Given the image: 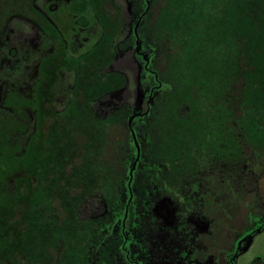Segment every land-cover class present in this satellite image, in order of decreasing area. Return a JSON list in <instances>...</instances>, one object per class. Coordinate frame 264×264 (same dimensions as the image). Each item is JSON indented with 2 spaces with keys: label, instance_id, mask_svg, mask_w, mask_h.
Wrapping results in <instances>:
<instances>
[{
  "label": "rangeland",
  "instance_id": "374dc122",
  "mask_svg": "<svg viewBox=\"0 0 264 264\" xmlns=\"http://www.w3.org/2000/svg\"><path fill=\"white\" fill-rule=\"evenodd\" d=\"M251 175L210 213L213 252L243 233L234 264L264 262V0H0V264H111L123 212L149 245L128 264H175L191 182L227 203Z\"/></svg>",
  "mask_w": 264,
  "mask_h": 264
},
{
  "label": "flooded vegetation",
  "instance_id": "af4514ba",
  "mask_svg": "<svg viewBox=\"0 0 264 264\" xmlns=\"http://www.w3.org/2000/svg\"><path fill=\"white\" fill-rule=\"evenodd\" d=\"M33 21V19H31ZM131 176V174H130ZM208 181H204L205 183H210V180L213 179L212 176L206 177ZM133 176H131V180L129 181L128 186L130 183L133 181ZM205 179V177H204ZM222 181L219 182V185L221 184ZM208 185V184H207ZM199 182L194 181L191 182V186L187 187L189 190L186 193L188 195V198L186 200H181L182 205L180 206L178 204V211L181 210L177 214L178 220L176 221V226H175V237L177 240V245H176V240H175V247L177 250L174 252V254L171 255L169 260L173 261L175 264L177 263H182L184 264H234L235 259L238 255V253L235 255V250H239V243H240V236L243 235L240 234L238 235V238L234 242L233 247L231 250H217L213 252L212 250V240L216 236L215 233L212 232V227L211 224L213 223V219L211 216V212H214L215 210H219L220 212L225 210L224 205L222 204V196L219 195L220 199L219 201L221 202L220 205L223 206H213L215 205L217 200V194L211 190V187L206 186L204 191L199 189ZM184 187V186H183ZM182 188V187H181ZM177 189V188H176ZM130 195V200L132 198V191H129ZM201 195L200 202L197 204L195 199L197 196ZM175 201H180V199L177 197H174ZM179 203V202H178ZM213 206V207H212ZM198 208V209H195ZM197 213V214H196ZM199 216L200 219H210L209 224L204 231V233H200L199 230L198 232L196 231V226L194 224V220H197V216ZM211 216V217H210ZM127 213L124 216V221H127ZM224 224L222 225V227ZM125 228V233H126V240H125V245H124V256H120L117 254L122 261L124 262L123 264H128L129 262V256H127V246L128 244L130 247L132 246L136 254H134L136 257H139L137 255H141L146 247H149L145 241H141L140 239H135V236H131L129 239V233H127V224L125 223L124 225ZM221 228V226H220ZM163 234V233H162ZM168 234V232H167ZM215 234V236H214ZM217 237V236H216ZM143 238V236H141ZM219 239V238H217ZM179 242V244H178ZM163 247V246H162ZM164 252V251H163ZM165 257L167 252L164 253ZM153 255V254H152ZM154 256V255H153ZM229 256V257H228ZM115 258L112 259L111 264H115L117 260V256H114ZM163 258V260H166L168 258ZM119 259V258H118ZM148 259V258H147ZM152 264L151 260L148 259V264ZM160 264V263H159Z\"/></svg>",
  "mask_w": 264,
  "mask_h": 264
},
{
  "label": "trees",
  "instance_id": "16d2710c",
  "mask_svg": "<svg viewBox=\"0 0 264 264\" xmlns=\"http://www.w3.org/2000/svg\"><path fill=\"white\" fill-rule=\"evenodd\" d=\"M155 78H156V82L158 83V85L155 86L153 89L158 91L159 89H162V86L160 85L161 80H160L159 74L157 72H156ZM229 101H230L229 100V94H227V102H229ZM147 103H151V100L150 99H147ZM125 108L127 109V107H124V110L122 112H120V111L118 112L119 113V116L118 117H120L122 119H123V117L125 118V115H126V112H127V110ZM147 109H146V111L144 113H137V114L136 113H131V114H129V116H127V120L130 121L129 122V125H131V127L129 125H127V123H126V127H128V129L130 130V132H132V134H131V151L133 152V154L131 155V158L133 160V164L130 166L129 170H130V174L131 175L133 174V176L135 175V172L138 170V167L137 166H139L138 163H139V161H140V159L142 157V152L143 151H142V142L140 141V138L138 137V135L135 133V130H134L133 126H132V123L134 121L137 122V121L141 120V118L144 117V116H148L150 114L151 110L150 109L147 110ZM244 138L246 139V136L245 135H244ZM244 144L246 145V140H244ZM137 155L139 156L138 159H137ZM136 160H137V162H136ZM243 165H244L242 167L243 173H240V174H244V173H246V172L249 171V170L247 171V167L250 166V165L245 164V163ZM102 174H105V173L103 172ZM218 178H219V181H217V182L222 181L221 184L225 181L224 176L221 173L218 175ZM255 178L256 177H252V175H251V177L250 176L249 177H246L244 179V181H243V184H241L242 185V188L240 190L233 186V189L235 190V191H233L234 193L240 192L239 193L240 195H241V193H244V194H248V196H243L242 197V195L241 196L234 195L235 197L230 198L232 195H229L228 198H230V200H229L230 202L228 201L227 203L225 202V199L222 198V204L224 205V207H227L228 204H229V207H230V205H232L231 202H235V201H236V204H239L240 205L241 202H243V201H245L247 199L253 198L254 195H252V194L256 192V179ZM128 180H129V178H128ZM132 183H133V181L130 183L129 186H127V191H126V205H125V211L124 212H126V210L127 211L129 210V207H130V204H131L129 191H132V188H131ZM104 184H105V181H101V186H99V188L102 189L103 186H104ZM227 184L232 185L233 182L231 184V181H228ZM226 191H227V193H229V190L228 189H226ZM220 204H221V202L218 200V201H216L215 206H219ZM223 205H220V206H223ZM124 212H123V216H122L123 217V220L121 219V221H122V229L120 230V233H121L120 236H121L122 240H121V243H120V247L118 248V253L115 250L113 252V254H116L117 253L120 256H122V255L124 256V253H125L124 245H125V240H126V233H125L124 225L126 223V220L124 221V215H125ZM250 235H252V234H250ZM96 244L97 243H94V245H92V249H93L92 251L95 254H97V252H98L97 251L98 246L101 245V243L100 244L98 243V245H96ZM102 244H104V242ZM237 253H238V249L235 250V255ZM63 257H64V251L61 250L60 248L57 249V251H55V257H54L53 261L50 264H64ZM123 263L124 262L122 261V259L117 255V260H116V263L115 264H123ZM251 264H264V262L260 258H257Z\"/></svg>",
  "mask_w": 264,
  "mask_h": 264
}]
</instances>
